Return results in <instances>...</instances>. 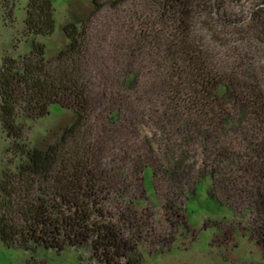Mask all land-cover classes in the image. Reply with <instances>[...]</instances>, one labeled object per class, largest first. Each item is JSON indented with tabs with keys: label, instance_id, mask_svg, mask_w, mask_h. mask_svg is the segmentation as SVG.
I'll return each mask as SVG.
<instances>
[{
	"label": "rangeland",
	"instance_id": "1",
	"mask_svg": "<svg viewBox=\"0 0 264 264\" xmlns=\"http://www.w3.org/2000/svg\"><path fill=\"white\" fill-rule=\"evenodd\" d=\"M26 1L0 0V63L3 57H20L30 48L29 40L24 37ZM50 1L54 9V31L49 36L35 37L44 47L42 61L46 67L53 63L67 42L63 26L76 21L81 72L93 96L90 122L96 139L110 137L103 143L99 156L106 177L102 192L106 198L104 205L120 229L136 237L142 262L264 264V246L261 249L257 243L260 236L249 179L227 168L225 161L216 155L223 148L239 154L251 153L255 135L260 132L256 129L257 121L251 114L250 103L236 95L240 90L233 83L231 88L221 85L217 90L224 111L217 119L222 128L215 135L214 146L219 149L191 132L178 137L175 132L156 130L151 124L165 121L161 116L143 118L137 126L136 118L133 123L132 117L124 111L128 114L136 102L148 99L149 87L163 79L150 63V52H161L170 31L159 23L157 4L154 0ZM203 2V9L198 8L194 14L191 38L207 55L215 77L227 85L230 81H249L264 96V0ZM9 11L11 16L7 18L3 12ZM129 80L134 81L133 87L124 89L122 81ZM111 103L113 109L118 108L123 113L115 124L108 118ZM15 114L17 123L22 126V140L29 147L38 148L50 143L59 128L70 120V113L62 112L55 105L43 117H28L19 107ZM139 114L137 110V119ZM151 144L153 149L150 150ZM177 145L192 155L196 163L195 193L191 196V186L190 193L179 200L166 195L169 184L159 172L160 165L170 161ZM16 150L11 148L10 140L0 127V200H17L15 194L4 195L1 191V186L9 191V184L16 182L23 164ZM143 164L149 165L153 172L151 176L145 169L144 181L138 171ZM31 179L23 191V197L28 200L40 195L42 187L38 176ZM165 196L178 202L177 213L167 210ZM0 264L103 263L92 256L86 245L59 252L31 253L0 243Z\"/></svg>",
	"mask_w": 264,
	"mask_h": 264
},
{
	"label": "trees",
	"instance_id": "2",
	"mask_svg": "<svg viewBox=\"0 0 264 264\" xmlns=\"http://www.w3.org/2000/svg\"><path fill=\"white\" fill-rule=\"evenodd\" d=\"M203 1L154 0L159 7V23L170 30L161 52H150V63L163 79L149 87L148 99L136 102L138 105L134 104L128 114L124 113L132 117L133 123L136 118L137 126L143 118L161 116L165 121L151 124L156 130L175 132L178 137L191 132L219 149L214 146L215 135L222 128L217 119L224 111L217 90L221 85L231 88L233 83L240 90L236 93L240 100L250 103L251 114L257 121L256 129L260 132L255 135L251 153L239 154L223 148L216 155L225 161L227 168L249 179L260 236L257 243L263 249L264 96L249 81H230L227 85L215 77L207 55L191 38L194 14L198 8L203 9ZM24 11V37L29 40L30 48L20 57L5 56L0 63V127L10 140L11 148L17 149L23 159L16 182L8 183L9 191L1 186L4 195L10 192L17 200H0V243L31 253L39 250L59 252L86 245L92 256L103 264H144L136 248V237L125 234L104 205L106 198L102 192L106 177L99 156L104 149L103 143L110 137L96 139L90 122L93 96L81 72L78 25L70 21L63 26L67 42L53 63L46 67L42 61L43 44L36 42L35 37L53 33V5L50 0H27ZM3 14L10 18L11 11ZM122 82L124 89L133 87L134 81ZM54 105L70 113V120L47 145L29 147L21 138L22 126L16 120V107L28 117H43ZM110 109L108 118L115 124L123 113L113 106ZM137 110L140 111L139 120ZM177 146L170 161L160 165L159 172L169 184L166 195L179 200L190 193L191 186V196L195 193L193 170L196 163L192 155ZM149 147L153 149L152 144ZM145 164L138 170L143 181L145 169L151 176L153 174L151 167ZM209 175L214 176L212 172ZM32 176L40 178L42 187L40 195L28 200L23 197V191L32 182ZM164 198L167 210L177 213L175 205L178 202H172L167 196ZM121 219L126 221V218Z\"/></svg>",
	"mask_w": 264,
	"mask_h": 264
}]
</instances>
